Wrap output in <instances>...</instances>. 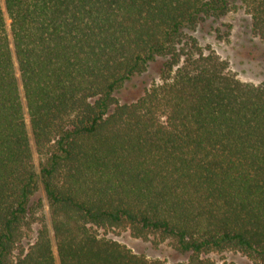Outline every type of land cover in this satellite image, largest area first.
Wrapping results in <instances>:
<instances>
[{
    "label": "trees",
    "instance_id": "trees-1",
    "mask_svg": "<svg viewBox=\"0 0 264 264\" xmlns=\"http://www.w3.org/2000/svg\"><path fill=\"white\" fill-rule=\"evenodd\" d=\"M241 5L264 44V0ZM227 11L0 0V264H264V82L195 34ZM151 64L157 78L124 97Z\"/></svg>",
    "mask_w": 264,
    "mask_h": 264
},
{
    "label": "rangeland",
    "instance_id": "rangeland-1",
    "mask_svg": "<svg viewBox=\"0 0 264 264\" xmlns=\"http://www.w3.org/2000/svg\"><path fill=\"white\" fill-rule=\"evenodd\" d=\"M202 46H211L221 57L227 59L232 71L243 81L259 84L264 82V44L252 33L250 17L241 5V0H228L227 13L217 21H208L196 33ZM157 64H151L147 72L126 84L123 96L135 94L157 78ZM107 236L126 244L136 252L150 258L168 262L182 260L185 256L174 250L166 242L153 246L142 239L133 238L128 231L115 230ZM220 261L225 259L236 264H254L238 253L215 255Z\"/></svg>",
    "mask_w": 264,
    "mask_h": 264
}]
</instances>
